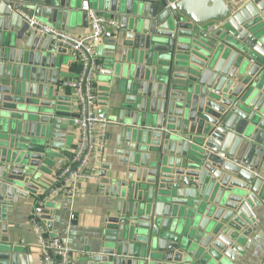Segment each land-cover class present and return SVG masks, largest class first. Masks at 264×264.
Instances as JSON below:
<instances>
[{
	"label": "water",
	"instance_id": "95a60500",
	"mask_svg": "<svg viewBox=\"0 0 264 264\" xmlns=\"http://www.w3.org/2000/svg\"><path fill=\"white\" fill-rule=\"evenodd\" d=\"M83 1L118 20L103 105L128 168L100 173L116 205L78 264H231L264 206V0H0V264L20 259L8 216L77 118L58 92L66 48L23 16L67 32ZM52 210L35 209L49 231Z\"/></svg>",
	"mask_w": 264,
	"mask_h": 264
},
{
	"label": "crops",
	"instance_id": "0c3cea01",
	"mask_svg": "<svg viewBox=\"0 0 264 264\" xmlns=\"http://www.w3.org/2000/svg\"><path fill=\"white\" fill-rule=\"evenodd\" d=\"M80 13L84 12L80 11ZM103 14L116 20L118 23L116 17L105 12ZM77 24L72 30L67 31L70 35L81 36L89 32L88 18L85 22H81L79 18ZM49 26L56 30L65 31L59 25ZM112 30L113 28H107L105 34ZM105 40L106 38L104 36L97 47L98 62L93 76L94 88L98 96L96 113L100 118L113 122L108 116L105 117V107L103 105L111 95L108 91L110 84L108 74L110 69L106 65L108 51L107 45L104 42ZM65 58L64 66L61 68L58 92L64 99L69 101L68 106L72 109V112L77 114V104L70 96L69 91L61 90L60 83L63 80L76 78L80 66L69 51H67ZM72 125L71 137L69 135L71 141L62 150L59 157L54 160L53 167L48 174L44 176L43 183L40 186L41 189L37 193L38 195L25 201L22 207L8 216V222L11 223L8 229L9 244L23 250L16 264H43L38 250V238L32 224V220L36 215L35 201L54 184L57 172L65 162V158L71 154V151L76 146L75 137L77 132L75 123L73 122ZM117 133L118 129L116 126L114 124L109 125L106 134L105 153L97 170L98 181L96 183L80 181L75 197L61 194L47 201L48 204L53 206V210L50 212H52L51 214L54 216V219L50 223V231L47 228L49 222L38 221L48 236L60 238L70 250L71 264H78L82 253L95 246L96 242L102 236V228L107 218L113 216L116 201L110 195H106L104 189L100 188L101 181L99 175L104 170L103 172L107 177L118 173L117 176L120 179L127 171L128 167L119 165V158L115 155L117 151ZM258 178L264 180V169L258 173ZM255 214L257 222L250 228L251 231L246 237L248 242L246 243L245 249L231 264H264V206L261 205L260 209L255 210Z\"/></svg>",
	"mask_w": 264,
	"mask_h": 264
},
{
	"label": "built area",
	"instance_id": "2783aa9c",
	"mask_svg": "<svg viewBox=\"0 0 264 264\" xmlns=\"http://www.w3.org/2000/svg\"><path fill=\"white\" fill-rule=\"evenodd\" d=\"M172 0L171 9H175ZM80 11L89 20V32L81 36L70 35L53 27L40 23L33 17L23 16L31 32L51 36L59 46L66 48L79 64L76 78L63 80L60 88L69 91L78 107L77 118L74 120L76 128V146L57 172L54 184L37 201L36 208H42L47 201L57 195H77L80 181L96 183L97 170L106 149V134L109 122L100 118L96 113L98 96L94 88V73L97 68V47L102 41L107 28L116 29L118 23L90 4L83 1ZM37 216L32 220L34 232L38 238V250L43 264H71V252L58 237L48 236L38 222Z\"/></svg>",
	"mask_w": 264,
	"mask_h": 264
}]
</instances>
